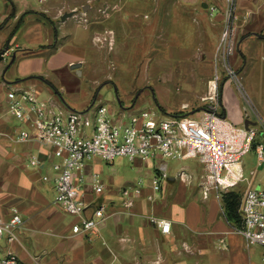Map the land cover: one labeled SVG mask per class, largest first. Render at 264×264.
Masks as SVG:
<instances>
[{
  "label": "crops",
  "instance_id": "obj_1",
  "mask_svg": "<svg viewBox=\"0 0 264 264\" xmlns=\"http://www.w3.org/2000/svg\"><path fill=\"white\" fill-rule=\"evenodd\" d=\"M64 12L59 0H0V50H8L0 59V213L9 218L18 211L23 218L16 239L9 243L2 237L0 243L24 264H263V247L250 245L227 217L222 192L235 190L243 196L249 188L264 189V161H259L254 146L264 136V77L250 83L247 77L264 70V0L236 2L235 36L243 58L237 60L232 51L230 61L239 70L229 77H239L240 83L226 80L221 94L225 112L219 113L220 125L235 138V145L228 152L215 150L217 159L228 161L230 168L217 171L233 185L219 184L212 164L199 153L168 160V175L157 188V162L137 158L132 161L148 168L146 185L140 178L101 196L106 188L101 177L103 191L92 187V174H99L94 158L86 169L84 190L89 206L84 215L92 216L100 206L106 215L93 231L82 233L72 230L81 217L69 215L54 201L58 158L51 147L37 140L15 138L22 130L33 134L35 130L8 111L6 93L7 84L32 86L40 95L45 89L49 97L78 107L66 100L51 77H63L70 69L80 75L88 72L93 34L84 26L83 30L69 29L68 21L76 18V11L63 20ZM241 78L246 80L249 96L242 91ZM120 103L123 109L136 106ZM208 112L199 119L207 120ZM247 118L254 121L250 128L255 133L246 128ZM34 157L38 165L30 162ZM182 169L189 178H180ZM135 186H142L141 194L132 193ZM125 188H129L127 194ZM152 216L170 221L171 231L164 233L151 221Z\"/></svg>",
  "mask_w": 264,
  "mask_h": 264
},
{
  "label": "rangeland",
  "instance_id": "obj_2",
  "mask_svg": "<svg viewBox=\"0 0 264 264\" xmlns=\"http://www.w3.org/2000/svg\"><path fill=\"white\" fill-rule=\"evenodd\" d=\"M59 1L66 11L76 9L69 29L83 30L84 26L93 34L88 72L80 75L70 69L63 77H51L79 111L86 110L97 96L93 107L104 104L114 117L123 114L129 119L150 109L161 115L205 118L211 105L222 112L219 92L226 80L240 83L239 77H229L233 71L238 75V65L234 67L230 57H222L219 51L225 0H218L222 18L210 11L209 0H205L207 7L202 0ZM82 33L85 40V30ZM238 39L235 36L233 50L237 60L243 58ZM247 77L249 83L254 82L255 77H264V70ZM241 80L242 91L249 96L246 80ZM13 86L7 84L6 93ZM40 96L55 99L45 89ZM120 102L136 106L123 109ZM95 159L94 169L106 185L98 195L131 186L140 178L146 185L148 168L127 156H118L114 162Z\"/></svg>",
  "mask_w": 264,
  "mask_h": 264
},
{
  "label": "built area",
  "instance_id": "obj_3",
  "mask_svg": "<svg viewBox=\"0 0 264 264\" xmlns=\"http://www.w3.org/2000/svg\"><path fill=\"white\" fill-rule=\"evenodd\" d=\"M225 1V28L219 51L222 57L228 59L235 47L237 0ZM209 9L212 13L217 12L218 0H209ZM7 55L8 50H0V59ZM232 73V76H236L234 71ZM7 99L8 111L35 130L34 134L30 130H22L15 138L22 141L37 140L51 147L58 158L54 164L58 170L54 201L68 214L81 217L72 226L74 233L93 231L106 215L103 206L97 207L90 217L84 215L89 206L84 190L86 169L95 157L108 162L118 156H127L131 160L154 159L157 162L154 185L158 188L161 179L168 175V160L201 153L206 155L207 161L215 169L216 181L225 186L233 185V182L223 181L217 171L219 167L230 168L228 161L217 159L215 150H232L235 138L229 136L220 125L221 118L215 105L208 109L209 118L205 121L188 115H158L157 111L150 109L125 119L123 114L114 117L104 104L95 107L93 104L79 111L65 101L41 97L32 86L10 87ZM254 146L259 161H264V136L256 139ZM30 162L33 165L39 164L35 157ZM179 175L181 179L189 178V173L184 169ZM92 187L98 193L104 189V183L97 172L92 174ZM128 192L129 188H125L124 193ZM141 192L142 186H135L132 191L135 194ZM239 211L243 219L239 231L250 245L263 247L261 259L264 264V189H247L242 196ZM151 221L164 233L171 231V223L165 218L152 216ZM22 223L23 218L18 211H14L9 218H3L0 213V238L5 237L9 243L14 241ZM0 264L24 263L14 251L0 243Z\"/></svg>",
  "mask_w": 264,
  "mask_h": 264
},
{
  "label": "trees",
  "instance_id": "obj_4",
  "mask_svg": "<svg viewBox=\"0 0 264 264\" xmlns=\"http://www.w3.org/2000/svg\"><path fill=\"white\" fill-rule=\"evenodd\" d=\"M219 93H220L219 99L221 102L222 89L220 90ZM224 112L225 111L222 109V112L220 114L223 115ZM241 199H242V195L238 191L225 190L222 192V200L224 203V208H225L227 217L230 220L234 221L238 227H241L242 220H243L240 214V211H239Z\"/></svg>",
  "mask_w": 264,
  "mask_h": 264
},
{
  "label": "water",
  "instance_id": "obj_5",
  "mask_svg": "<svg viewBox=\"0 0 264 264\" xmlns=\"http://www.w3.org/2000/svg\"><path fill=\"white\" fill-rule=\"evenodd\" d=\"M203 5H204V6H207V3L204 2ZM85 8H86V7H85ZM75 11H76L75 9H74V10H70V11H66V12H64V13L62 14L61 18H62L63 20H65L68 16L73 15V14L75 13ZM78 66H79V64H75V65H73V67H78ZM250 124H254V121H252V120H250L249 118H247V119L245 120V126H246L247 129H250Z\"/></svg>",
  "mask_w": 264,
  "mask_h": 264
}]
</instances>
